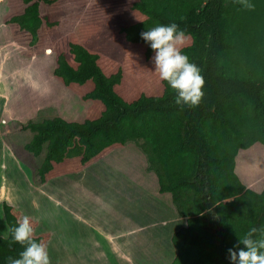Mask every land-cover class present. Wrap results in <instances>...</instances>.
<instances>
[{
    "label": "rangeland",
    "instance_id": "rangeland-1",
    "mask_svg": "<svg viewBox=\"0 0 264 264\" xmlns=\"http://www.w3.org/2000/svg\"><path fill=\"white\" fill-rule=\"evenodd\" d=\"M55 1L51 6L42 4L40 11L56 25L44 26L39 43L31 47L28 44L30 39L19 32L18 26L9 23L12 17L23 13L22 0H0V146L9 152V158H6L0 149V184L5 180L14 187L13 190L2 188L4 194L10 203L25 196L31 203L32 207H28L32 214L38 211L46 215L47 210L38 207L39 198L49 200L47 197L52 198L53 193H60L59 196L63 197L66 193L53 186H58L61 180L66 185L73 174L91 170L88 179H91L92 188L101 192L108 188L120 189L115 196L133 207L138 203L142 208V203L149 206L164 203L167 212L166 216L159 214L161 224L165 217H171L168 223L177 224L175 229L181 228L187 219L199 212L192 192H161L177 175L190 170L189 157L175 159L166 152L175 141L177 116L147 117L149 127L141 128L136 135L126 133L124 146H110L100 138L96 139L95 150L86 164L82 163L83 147L76 141L65 162L55 165L46 185L38 187L32 182L38 160L26 151L24 145L29 140V133L22 131L21 126L29 121L42 122L56 117L80 123L84 119L99 118L103 111L100 102H84L81 98L92 89L91 83L69 89L53 76L56 56L67 53L69 43H79L90 52L99 54L107 75L122 69V82L116 92L127 101L136 100L142 94L160 96L164 91L163 81L155 72L154 56L148 59L143 46L129 43L120 32L122 26L142 21L141 14L132 9L138 0ZM249 2L255 5L254 10H247L238 2L232 4L236 23L230 29V42L235 47L227 52L226 63L229 68L240 71L250 62L264 67V0ZM189 44L190 39L184 47ZM248 159L252 160L248 171L254 176L243 177L241 167L248 164ZM237 162V175L249 188L240 196L222 202L229 214V236L234 245L245 232L255 205L264 198V173L260 172L261 169L264 172V145L256 143L241 151ZM100 170L106 172L105 177L98 175ZM154 191L161 200H156ZM3 197L0 189V236L6 238L9 228L3 215ZM14 207L21 213V219L25 210ZM31 219L38 226L36 218ZM163 229L155 227L152 230L157 237L150 243L155 244L157 251L169 250L168 237L164 240ZM170 249L173 262L176 252L172 246Z\"/></svg>",
    "mask_w": 264,
    "mask_h": 264
},
{
    "label": "trees",
    "instance_id": "trees-1",
    "mask_svg": "<svg viewBox=\"0 0 264 264\" xmlns=\"http://www.w3.org/2000/svg\"><path fill=\"white\" fill-rule=\"evenodd\" d=\"M23 13L12 17L10 24L35 47L44 26L54 27L49 16L41 15V5L55 0H22ZM237 0H138L132 9L145 20L122 26L120 32L134 44H145L146 57L154 51L141 38V32L157 25L175 23L191 38L183 53L201 70L205 85L199 106H178L177 93L163 81L161 96L142 94L129 102L116 92L123 71L107 76L99 65V55L79 43H69L68 52L56 56L53 75L65 87L92 84V89L81 96L84 102H100L103 111L97 119L83 123L69 122L62 117L42 122L29 121L22 131L29 133L24 147L35 159L38 168L32 177L34 185L47 183L55 165L65 162L75 142L83 147L82 163L86 164L96 147V139L110 146H124L126 133L136 135L148 128L147 117H179L174 127L175 141L166 152L175 159L189 157L190 170L177 175L162 193L189 190L193 194L198 214L186 220L185 227L176 231L171 246L176 251L172 264H231L228 250L234 248L229 236V214L222 202L240 196L245 184L236 173V160L241 151L256 143L264 145V67L250 62L243 71L229 68L226 54L235 46L230 42L231 27L236 23L232 4ZM51 53V51H48ZM73 62V63H71ZM3 214L8 228L17 226L21 213L7 202ZM34 227L37 223L32 220ZM258 231L254 239L262 238L264 229V198L259 201L240 238L251 229ZM49 234L34 236L46 246ZM243 248V245H240ZM22 247L0 236V264H8V257L18 258Z\"/></svg>",
    "mask_w": 264,
    "mask_h": 264
},
{
    "label": "crops",
    "instance_id": "crops-1",
    "mask_svg": "<svg viewBox=\"0 0 264 264\" xmlns=\"http://www.w3.org/2000/svg\"><path fill=\"white\" fill-rule=\"evenodd\" d=\"M141 16L142 21H144L145 17L142 14ZM188 38L191 44V38ZM131 44L143 46L146 52L147 46L145 44ZM99 65L105 73L106 70H104L105 65L102 58L101 60L99 59ZM56 67L57 62L53 72ZM117 72L109 73L110 75L105 74L111 76ZM74 121L71 120L69 122ZM84 121L85 119L80 123ZM0 149L5 152L4 156L9 158L8 150L4 149L3 146H0ZM1 156L3 155L1 154ZM237 160L236 173L239 174L237 171ZM9 162L12 164L10 159ZM84 171L73 174L66 185L61 180L57 184L58 186H53L54 189L59 188L66 193L63 197L59 196L60 193L52 192L53 197H47L49 200L44 199L42 196L39 198L38 207L45 208L47 210L46 215L38 213V211L32 214L31 208L28 207L29 205L31 206V203L25 196L21 200L10 203V199L4 194L3 189L9 188L13 190L14 187L10 183H5V180L2 182L3 184H0L2 196H4L2 198L4 201L1 200V202H7L17 208H23L25 210L22 213L23 217L36 218L35 220L38 222L35 230L36 235H50L47 250L51 264H172L171 258L173 255L170 253L171 238L176 231L185 227L186 224L181 228L175 229L177 224H174L175 226L169 224L171 222V220L169 221L170 216L169 219L165 217L161 224L159 214L166 216L167 212L164 203L151 206L142 203L144 205L143 208L141 203H138V205L136 204L133 207L125 203L124 199L119 201V198L115 196L120 189L111 190L108 188L106 192H101L102 190L99 191L92 188L90 186L91 179H88L91 170ZM260 172L264 173L262 169ZM105 174L106 172L100 170L98 175L103 178ZM248 188L247 186L246 191ZM158 193L161 194L160 191ZM154 195L156 200H161L160 197H156L155 191ZM172 222L177 221L173 220ZM155 227H163L164 229L166 227V231L163 229L162 233L164 232L167 235H165L164 240L168 237V252H166V249L157 251L155 244L153 246L150 243L151 241L152 243L156 241L157 235L152 231ZM174 259L175 256L173 257Z\"/></svg>",
    "mask_w": 264,
    "mask_h": 264
},
{
    "label": "clouds",
    "instance_id": "clouds-1",
    "mask_svg": "<svg viewBox=\"0 0 264 264\" xmlns=\"http://www.w3.org/2000/svg\"><path fill=\"white\" fill-rule=\"evenodd\" d=\"M237 2L247 10L255 8L249 0ZM141 38L155 53L152 58L155 72L177 93L175 104L199 106L204 96L202 89L205 81L201 70L183 53L189 40L184 31L179 30L175 23L157 25L141 32ZM8 231L12 234L13 242L23 249L18 258L8 257V264H51L47 246L34 239L35 227L30 217H22L17 226ZM257 231V228H251L243 238H238L234 248L228 250L231 264H264V229H260L262 238L254 239Z\"/></svg>",
    "mask_w": 264,
    "mask_h": 264
},
{
    "label": "bare ground",
    "instance_id": "bare-ground-1",
    "mask_svg": "<svg viewBox=\"0 0 264 264\" xmlns=\"http://www.w3.org/2000/svg\"><path fill=\"white\" fill-rule=\"evenodd\" d=\"M250 158H252V157H250ZM247 159V158H246ZM250 159H248V161L246 160V162H248V164L247 165H245V166H243V164H242V167H241V175L243 176V177H246V176H250V175H252V174H250V172L248 171V166L249 165H251V161H249ZM241 163H242V161H241ZM250 163V164H249ZM241 166V165H240ZM240 169V168H239Z\"/></svg>",
    "mask_w": 264,
    "mask_h": 264
}]
</instances>
